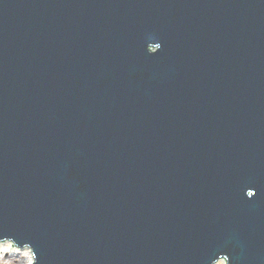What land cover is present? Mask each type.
I'll use <instances>...</instances> for the list:
<instances>
[{
    "label": "water",
    "instance_id": "1",
    "mask_svg": "<svg viewBox=\"0 0 264 264\" xmlns=\"http://www.w3.org/2000/svg\"><path fill=\"white\" fill-rule=\"evenodd\" d=\"M9 241L30 264H264V0H0Z\"/></svg>",
    "mask_w": 264,
    "mask_h": 264
},
{
    "label": "bare ground",
    "instance_id": "2",
    "mask_svg": "<svg viewBox=\"0 0 264 264\" xmlns=\"http://www.w3.org/2000/svg\"><path fill=\"white\" fill-rule=\"evenodd\" d=\"M5 253L6 254H11L12 253V254H17V255L18 254H25L27 262H29L30 259L32 260V254H31V252L28 249H26V248H22V249L17 248L10 242L0 243V258ZM30 262L28 264H30ZM216 264H224V261L220 260Z\"/></svg>",
    "mask_w": 264,
    "mask_h": 264
},
{
    "label": "rangeland",
    "instance_id": "3",
    "mask_svg": "<svg viewBox=\"0 0 264 264\" xmlns=\"http://www.w3.org/2000/svg\"><path fill=\"white\" fill-rule=\"evenodd\" d=\"M31 261V259H30ZM29 261V262H30ZM25 254H3L0 258V264H28Z\"/></svg>",
    "mask_w": 264,
    "mask_h": 264
},
{
    "label": "snow or ice",
    "instance_id": "4",
    "mask_svg": "<svg viewBox=\"0 0 264 264\" xmlns=\"http://www.w3.org/2000/svg\"><path fill=\"white\" fill-rule=\"evenodd\" d=\"M253 195H255V193L249 191L248 196L251 197V196H253Z\"/></svg>",
    "mask_w": 264,
    "mask_h": 264
}]
</instances>
